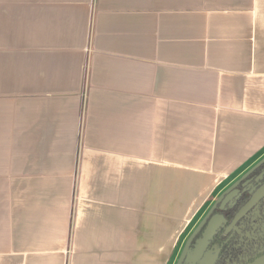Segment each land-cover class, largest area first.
<instances>
[{
	"label": "crops",
	"instance_id": "1",
	"mask_svg": "<svg viewBox=\"0 0 264 264\" xmlns=\"http://www.w3.org/2000/svg\"><path fill=\"white\" fill-rule=\"evenodd\" d=\"M264 160V0H0V264H177Z\"/></svg>",
	"mask_w": 264,
	"mask_h": 264
},
{
	"label": "flooded vegetation",
	"instance_id": "2",
	"mask_svg": "<svg viewBox=\"0 0 264 264\" xmlns=\"http://www.w3.org/2000/svg\"><path fill=\"white\" fill-rule=\"evenodd\" d=\"M238 181L216 200L215 204H213L187 239L183 247L184 254L180 264H200L209 258L212 259L210 264H252L264 257V196L230 226L239 210L246 204L253 192L264 182V165L259 169L253 179L247 180L241 185H237ZM233 189L237 191L235 196L221 207L220 203L223 196ZM243 196L247 198L238 206L237 202L240 198L244 199L242 198ZM215 205L216 209L214 214H220L222 218L219 226L214 231V233L216 231L217 233L212 240L208 238L198 260L195 262H191L190 258L186 260V256L188 254L192 255L198 248L199 241L202 238V236L199 237L195 244L193 242V246L191 245L192 242L188 246V243L192 240V235L203 224V221ZM206 224H204L203 232Z\"/></svg>",
	"mask_w": 264,
	"mask_h": 264
},
{
	"label": "water",
	"instance_id": "3",
	"mask_svg": "<svg viewBox=\"0 0 264 264\" xmlns=\"http://www.w3.org/2000/svg\"><path fill=\"white\" fill-rule=\"evenodd\" d=\"M235 189L228 191L222 198L221 200V207L226 204L227 202H229L234 196H235ZM264 196V182L253 192V194L251 195V197L249 198V200L246 202V204L239 210V212L236 214V216L234 217L233 221L231 222L230 226H232L234 224V222L241 216L243 215L249 208H251L252 206H254L256 204V202L258 200H260L261 198H263ZM222 218L220 214H214L212 215L209 220L207 221L206 224V228L202 234V238L199 241L198 244V248L195 250V252L192 255H187L186 256V260L190 258L191 262H195L196 260H198L202 254V251L205 247V244L208 240V238H210V236L212 235V233H214V231L216 230V228L219 226L220 222H221ZM229 226V227H230ZM228 227V228H229ZM185 251V250H184ZM184 252L182 253L178 264H180L181 262V258L183 257ZM212 261V259H207L204 260L202 263L200 264H210ZM252 264H264V257L258 259L256 262L252 263Z\"/></svg>",
	"mask_w": 264,
	"mask_h": 264
},
{
	"label": "trees",
	"instance_id": "4",
	"mask_svg": "<svg viewBox=\"0 0 264 264\" xmlns=\"http://www.w3.org/2000/svg\"><path fill=\"white\" fill-rule=\"evenodd\" d=\"M264 165V160L263 161H261L260 163H258L254 168H252L247 174H245L239 181H238V184L237 185H241L243 182H246L247 180H251V179H253L254 177H255V175L257 174V172L259 171V169L262 167ZM252 192V191H251ZM242 198H244V199H239L238 200V202H237V204H238V206L239 205H241L244 201H245V199L247 198L246 196H243ZM216 207V205L213 207V209L210 211V213L207 215V217H206V219L203 221V224L199 227V229H197L196 230V232L192 235V240H190V242L188 243V246H189V244L191 243V245L193 244V242H194V244L197 242V239L199 238V237H201L202 236V232H203V228H204V224H206V222H207V220L210 218V216H212L214 213H215V208ZM217 233V231L213 234V235H211L210 236V238H209V240H212L213 239V237H214V235ZM193 244V245H194ZM192 245V246H193ZM188 248V247H187Z\"/></svg>",
	"mask_w": 264,
	"mask_h": 264
},
{
	"label": "rangeland",
	"instance_id": "5",
	"mask_svg": "<svg viewBox=\"0 0 264 264\" xmlns=\"http://www.w3.org/2000/svg\"><path fill=\"white\" fill-rule=\"evenodd\" d=\"M237 191L235 190V193H236ZM204 218V217H203Z\"/></svg>",
	"mask_w": 264,
	"mask_h": 264
}]
</instances>
